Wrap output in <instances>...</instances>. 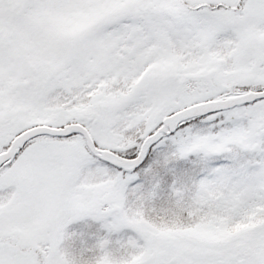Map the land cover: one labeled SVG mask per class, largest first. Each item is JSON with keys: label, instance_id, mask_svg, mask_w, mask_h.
Here are the masks:
<instances>
[{"label": "snow or ice", "instance_id": "snow-or-ice-1", "mask_svg": "<svg viewBox=\"0 0 264 264\" xmlns=\"http://www.w3.org/2000/svg\"><path fill=\"white\" fill-rule=\"evenodd\" d=\"M162 145L206 173L172 219L131 186ZM85 216L134 233L93 264H264V0H0V264H58Z\"/></svg>", "mask_w": 264, "mask_h": 264}, {"label": "rangeland", "instance_id": "rangeland-1", "mask_svg": "<svg viewBox=\"0 0 264 264\" xmlns=\"http://www.w3.org/2000/svg\"><path fill=\"white\" fill-rule=\"evenodd\" d=\"M170 151L166 146L155 148L151 160L146 162L140 170L137 179L132 182V187L140 185V193L147 194L154 185L157 188L158 196L151 203L146 205L147 209L161 219H172L178 213V209L170 202V194L173 185L180 187L182 183L191 184L205 176L204 163L201 155L191 154L186 158L169 159L165 164L163 162V153ZM224 163H231L230 160L223 159ZM211 166H216L217 161L209 162ZM163 175L160 174L161 171ZM223 221L219 217H210L204 219L197 225L194 231L211 232L218 231ZM175 229L163 228L159 231L162 234H168ZM134 235L130 229H122L120 232L109 234L104 227V222L91 216H85L69 223L65 228L63 239V250L60 253L58 264H93L92 258L84 254L82 249L93 246L100 237L108 236L113 242L117 240H126ZM139 257H132L130 260L120 259L109 251L105 252L95 260V264H138Z\"/></svg>", "mask_w": 264, "mask_h": 264}, {"label": "trees", "instance_id": "trees-1", "mask_svg": "<svg viewBox=\"0 0 264 264\" xmlns=\"http://www.w3.org/2000/svg\"><path fill=\"white\" fill-rule=\"evenodd\" d=\"M151 156H153V152L150 154V157H149V159H148L149 161H150V160H151V158H152Z\"/></svg>", "mask_w": 264, "mask_h": 264}]
</instances>
